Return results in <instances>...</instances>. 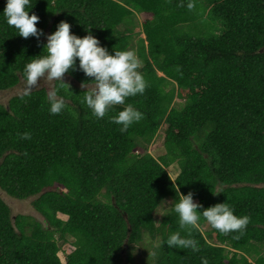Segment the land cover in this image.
Here are the masks:
<instances>
[{
	"label": "trees",
	"instance_id": "obj_1",
	"mask_svg": "<svg viewBox=\"0 0 264 264\" xmlns=\"http://www.w3.org/2000/svg\"><path fill=\"white\" fill-rule=\"evenodd\" d=\"M5 6L0 0V92L26 82L24 66L46 43L19 36ZM30 7L45 34L66 21L110 53L134 51L147 87L97 119L83 99L94 82L77 61L69 80L55 81L66 105L60 114L49 113L45 87L0 104V189L17 200L36 197L32 207L45 222L12 216L0 199V264H136L138 248L140 264L201 257L264 264V0H31ZM127 104L144 119L122 133L110 117ZM25 132L30 140L21 139ZM161 136L165 153L155 158L147 150ZM176 189L192 192L198 211L225 202L250 223L242 234H222L201 214L197 227L182 230ZM173 231H191L200 251L169 248ZM69 238L63 263L58 253Z\"/></svg>",
	"mask_w": 264,
	"mask_h": 264
},
{
	"label": "clouds",
	"instance_id": "obj_2",
	"mask_svg": "<svg viewBox=\"0 0 264 264\" xmlns=\"http://www.w3.org/2000/svg\"><path fill=\"white\" fill-rule=\"evenodd\" d=\"M30 3L31 0H6L3 10L6 23L13 27L19 36L25 39L34 37L38 41L44 36L46 40L43 54L35 56L24 66L27 88L23 96L30 95L32 88L41 78L62 82V77L66 73L76 70L77 61L79 70L94 82V87L86 92L83 99L97 119H103L113 106L125 105L127 98L145 92L147 84L139 71L141 62L134 51L113 50L110 53L90 31L83 37L71 33V25L66 21H61L51 34H45L36 26L40 18L34 13L29 15L32 7ZM48 103L51 115L60 114L66 107L57 90L48 93ZM142 119L144 114L132 104H127L117 115L110 117L112 123L121 126L122 133L127 132L131 125ZM21 139L30 140L31 133H23ZM176 192L179 199L173 211L179 217V226L182 230L197 227L201 214L212 228L222 234H242L250 223V217L235 215L231 206L225 202L198 211L202 205L194 202L192 192L187 195L179 193L178 189ZM166 244L169 248L191 249L194 253L200 251L199 242L192 238L191 231H188L187 235H181V231H173ZM201 264H209L208 259L201 257Z\"/></svg>",
	"mask_w": 264,
	"mask_h": 264
},
{
	"label": "rangeland",
	"instance_id": "obj_3",
	"mask_svg": "<svg viewBox=\"0 0 264 264\" xmlns=\"http://www.w3.org/2000/svg\"><path fill=\"white\" fill-rule=\"evenodd\" d=\"M145 19V17H142L141 15L138 16V20L139 22H143ZM140 38L144 39L145 36L143 34L140 35ZM67 77L63 76L62 80H69L66 79ZM55 85V81H48L45 78H41V80L38 82V84L33 87L32 89H39L41 87H45L47 89L48 92L52 91ZM27 88V82L21 81L16 87L9 89L7 91H1L0 92V104L2 105H6L8 103V101L17 95L23 94V92L26 90ZM179 103H182V101L177 100ZM163 136H161L160 138H158L157 140L154 141L153 144H151L147 150V152L149 154H151L153 157L158 158L159 156H161L162 154L165 153V150L163 148ZM170 177L174 180L178 173H179V168L177 166V164H173L171 167H169L167 169ZM36 197H31L28 198L26 200H17L14 199L10 196H8L7 194H5L1 189H0V199H2L10 208L11 210V214L12 216L15 215H28V216H32L36 221H38L39 223H41L43 226H45V222L44 219L41 215H39L32 207V201L35 199ZM167 205L164 204L162 205L161 208H159V210L156 213V219H160L162 213L165 211ZM59 218L66 220L67 218L64 216H60ZM73 240L71 238L68 239V241L66 243H62V248H61V252L58 253V256L60 258V260L64 263L65 262V257L67 254H69V251L73 249L71 242ZM59 244H61V241H58ZM136 258V264H140L141 263V259L143 258V254L141 252V249L138 248L137 250V254L135 256Z\"/></svg>",
	"mask_w": 264,
	"mask_h": 264
}]
</instances>
